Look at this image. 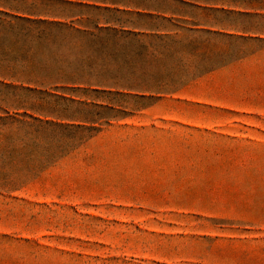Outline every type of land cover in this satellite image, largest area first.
Instances as JSON below:
<instances>
[{
    "label": "rangeland",
    "instance_id": "374dc122",
    "mask_svg": "<svg viewBox=\"0 0 264 264\" xmlns=\"http://www.w3.org/2000/svg\"><path fill=\"white\" fill-rule=\"evenodd\" d=\"M184 1L162 61H0V264H264V0Z\"/></svg>",
    "mask_w": 264,
    "mask_h": 264
},
{
    "label": "crops",
    "instance_id": "0c3cea01",
    "mask_svg": "<svg viewBox=\"0 0 264 264\" xmlns=\"http://www.w3.org/2000/svg\"><path fill=\"white\" fill-rule=\"evenodd\" d=\"M192 6L184 0H0V61H104L106 50L162 61L184 35L199 33L183 10ZM90 80L67 79L86 87Z\"/></svg>",
    "mask_w": 264,
    "mask_h": 264
}]
</instances>
